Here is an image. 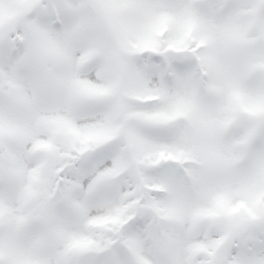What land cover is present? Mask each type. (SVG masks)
Here are the masks:
<instances>
[{
  "label": "snow or ice",
  "instance_id": "1",
  "mask_svg": "<svg viewBox=\"0 0 264 264\" xmlns=\"http://www.w3.org/2000/svg\"><path fill=\"white\" fill-rule=\"evenodd\" d=\"M0 264H264V0H0Z\"/></svg>",
  "mask_w": 264,
  "mask_h": 264
}]
</instances>
